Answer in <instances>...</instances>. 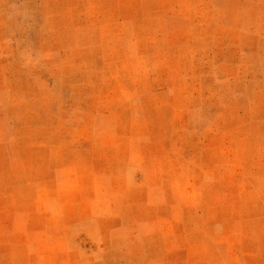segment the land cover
<instances>
[{"label": "rangeland", "instance_id": "rangeland-1", "mask_svg": "<svg viewBox=\"0 0 264 264\" xmlns=\"http://www.w3.org/2000/svg\"><path fill=\"white\" fill-rule=\"evenodd\" d=\"M0 264H264V0H0Z\"/></svg>", "mask_w": 264, "mask_h": 264}]
</instances>
